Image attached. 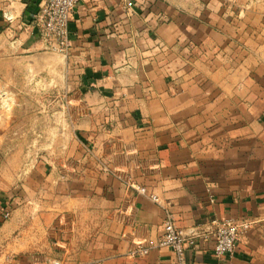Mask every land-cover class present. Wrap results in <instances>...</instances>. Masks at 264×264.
Instances as JSON below:
<instances>
[{
	"label": "crops",
	"instance_id": "1",
	"mask_svg": "<svg viewBox=\"0 0 264 264\" xmlns=\"http://www.w3.org/2000/svg\"><path fill=\"white\" fill-rule=\"evenodd\" d=\"M42 2L0 0V82L53 92L59 122L43 163L0 180V264H178L131 255L164 214L130 184L185 230L251 222L232 256L199 240L185 264H264V0H79L68 59Z\"/></svg>",
	"mask_w": 264,
	"mask_h": 264
},
{
	"label": "built area",
	"instance_id": "2",
	"mask_svg": "<svg viewBox=\"0 0 264 264\" xmlns=\"http://www.w3.org/2000/svg\"><path fill=\"white\" fill-rule=\"evenodd\" d=\"M78 2L79 0H43L39 14L44 48L64 59L70 56L69 22ZM130 187L158 205L164 214L161 237L156 242L138 245L131 251L133 256L143 257L154 248L167 246L174 251L178 264H185L186 252L194 249L199 240H208L213 242L215 257L223 259L233 255L236 243L251 227V222L247 220L222 218L214 220L210 227L185 230L177 224L171 201L160 199L145 187L137 188L134 184H130ZM4 217L9 218V214L5 213ZM53 264L61 263L56 261Z\"/></svg>",
	"mask_w": 264,
	"mask_h": 264
},
{
	"label": "rangeland",
	"instance_id": "3",
	"mask_svg": "<svg viewBox=\"0 0 264 264\" xmlns=\"http://www.w3.org/2000/svg\"><path fill=\"white\" fill-rule=\"evenodd\" d=\"M5 84L0 82V165L8 166L0 167V180H10L21 165L29 168L36 162L43 163L48 151L41 148L50 146L49 132L59 123L52 115L54 104L49 105L50 98L55 96L53 92L34 95L8 89Z\"/></svg>",
	"mask_w": 264,
	"mask_h": 264
}]
</instances>
